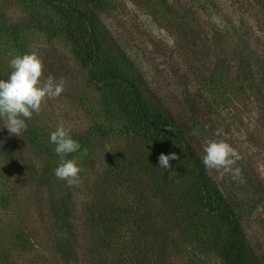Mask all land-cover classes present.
<instances>
[{"label":"rangeland","instance_id":"obj_1","mask_svg":"<svg viewBox=\"0 0 264 264\" xmlns=\"http://www.w3.org/2000/svg\"><path fill=\"white\" fill-rule=\"evenodd\" d=\"M95 1L106 10L103 19L114 38L146 74L152 86L165 96V101L183 106L189 99L199 97L197 100L203 101L204 106L210 105L211 110L216 111L209 112L210 121L204 119L205 115L199 118L201 112L191 115V132L200 142L203 155L209 140L224 139V136L237 151L239 159L232 165V170L217 171L218 180L224 181L230 189L234 211L243 224L251 253L257 257L258 264H264V197L263 193L254 192L245 179L246 175L253 177L249 169H245L251 161L256 176L259 175L264 184V128L254 103L247 95L234 92L225 72L217 77L211 75L215 70L214 56L199 47H190L189 51L183 48L185 42L177 33L180 26L168 25L166 14L154 1ZM182 1L191 3V10L196 5L194 0ZM221 2L224 13L231 14V19L236 22L248 20L251 23L258 13L253 5L245 11L234 0ZM35 15L49 17L53 27L65 22V18L43 0H0V79H5L12 71L11 58L35 53L43 62L40 79L46 80L51 75L57 81H63L64 89L58 97L45 98L41 110L33 113L27 124H37L48 137L63 124L71 129L72 136L82 135L87 139L68 157L76 160L81 168L80 182L69 186L54 175L50 179L46 177L48 169L54 170L59 163V157L53 151L37 150L28 144L29 139L26 141L22 133L19 137L9 135L6 129L0 131V264H121L122 258L118 262L112 251L102 253L92 244V231L84 216L86 207L96 198L93 184L109 169L112 161L122 158L116 156V148L125 147L124 121L118 116H109L105 99V95L110 98L109 94L118 92L117 84L109 83L111 86L99 89L93 79L89 81L65 34L57 31L55 35L47 36L32 24ZM201 19L208 22L206 30L219 23V19L211 16L204 15ZM210 44L211 40L208 46ZM94 76L97 81L99 73ZM2 123L0 120V126ZM215 124L222 129L223 136L221 133L212 136ZM8 136L14 140V146L10 142L7 144ZM53 193L69 202L70 215L75 218L77 260L63 261L59 238L53 235ZM117 200L123 206L134 208L135 199L126 190L119 192ZM147 200L149 205L145 206V213L149 215L152 229L156 227L162 234L153 241L158 250H163L165 264H198L191 260L194 255L199 257V264H229L223 259L220 248L214 246L209 251L211 242L206 243L205 249L196 250L195 243L187 237L188 231L199 228L204 232L210 228L224 239L227 225L223 221L219 224L211 221L199 209L191 220L178 224L170 217L175 215L173 207L161 204L151 196ZM124 229L119 240L123 255L129 252L128 243L141 232L131 222L124 225ZM150 234L147 232L146 235ZM101 258L103 263H99Z\"/></svg>","mask_w":264,"mask_h":264},{"label":"trees","instance_id":"obj_2","mask_svg":"<svg viewBox=\"0 0 264 264\" xmlns=\"http://www.w3.org/2000/svg\"><path fill=\"white\" fill-rule=\"evenodd\" d=\"M152 1L166 14L168 25L180 26L177 33L180 40L185 42L184 49L189 51L190 47H199L201 51L214 56L215 70L211 75L217 77L225 72L234 92L247 95L254 103L264 128V0H234L245 11L251 5L257 7L258 13L251 23L248 20L233 21L231 14L224 13L221 0H194L196 5L193 10L189 7L191 3L188 5L182 0ZM43 2L64 17L65 22L53 27L55 25L49 17L35 15L32 22L34 27L47 36H53L57 31L63 32L86 70L88 80L93 79L99 89L111 86L109 83L117 84L118 92L109 94L110 98L105 95V99L109 116L115 115L124 121L122 135L126 139L123 141L125 147L116 148V156L122 158L112 161L109 169L98 176L93 184L96 198L86 207L84 214L85 222L92 231V244L99 247L98 251L102 253L112 251L113 258L118 262L122 258L121 264H165L163 250H158L153 241L161 233L156 227L152 229L149 215L145 213V206L149 205L147 198L151 196L161 204L173 207L175 215L170 217L178 224H183L186 219L191 220V216L200 209L211 221L218 224L223 221L227 225L224 239L210 228L204 232L199 228L188 231L187 237L195 243L196 250L205 249L206 243L211 242L209 251L214 246L220 248L223 259L229 264H258L257 257L251 253L243 224L234 211L230 189L224 181L218 180L215 169L205 168L200 142L191 132V115L201 112L196 115L199 118L205 115L204 119L209 120L208 114L215 113V108L212 111L210 105L204 106L203 101L197 100L199 97L189 99L183 106L165 101V96L152 86L146 74L114 38L103 19L106 10L98 6L95 0ZM204 15L219 19V23H212V28L206 30L208 22L201 19ZM209 40L212 41L209 45L212 48L208 46ZM95 73H99L97 81ZM229 96L230 91L227 99ZM29 123L22 132L26 141L29 139L28 144L37 150L54 152V145L49 142L43 129L33 122ZM212 128V136L217 137L218 132L223 136L220 132L222 129L216 124ZM73 138L79 143L87 139L82 135ZM7 139V144H13L14 140L9 136ZM1 149L5 151L2 146ZM161 152L177 153L178 159L170 161L169 169L157 167ZM247 168L253 177L245 174L246 184L258 195L263 193L264 197L263 179L256 176L257 171L251 161ZM53 175V168L48 169L46 177L50 179ZM122 190L134 197V208L123 206L117 200ZM57 196L52 195L53 235L59 238L63 261L77 260L76 231L73 228L75 218L70 215L69 202ZM128 222L136 225L141 232L133 238L134 241H128L129 252L123 255L119 240ZM147 232L151 234L147 236ZM197 258L193 256V263L199 264ZM99 263H103L102 258Z\"/></svg>","mask_w":264,"mask_h":264},{"label":"clouds","instance_id":"obj_3","mask_svg":"<svg viewBox=\"0 0 264 264\" xmlns=\"http://www.w3.org/2000/svg\"><path fill=\"white\" fill-rule=\"evenodd\" d=\"M9 65L12 71L5 79H0V120L3 122L0 131L6 129L9 135L21 137V133L28 127L27 121L33 113L41 110L45 98L58 97L64 84L51 75L46 80L40 79L43 62L35 53L16 55L10 59ZM49 142L54 145V152L59 157L54 175L66 181L69 186L77 185L81 168L76 160L66 157L80 149L79 141L73 138L70 128L60 124L49 134ZM203 151L202 163L205 168L218 172L231 171L232 165L239 159L237 151L226 139L209 140ZM176 159L178 156L175 152H161L157 158V167L169 169L170 161Z\"/></svg>","mask_w":264,"mask_h":264}]
</instances>
